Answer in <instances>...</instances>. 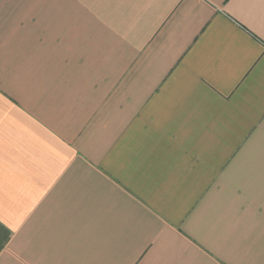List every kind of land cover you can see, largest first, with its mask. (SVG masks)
Masks as SVG:
<instances>
[{
	"label": "crops",
	"instance_id": "obj_1",
	"mask_svg": "<svg viewBox=\"0 0 264 264\" xmlns=\"http://www.w3.org/2000/svg\"><path fill=\"white\" fill-rule=\"evenodd\" d=\"M0 264H264V0H0Z\"/></svg>",
	"mask_w": 264,
	"mask_h": 264
},
{
	"label": "trees",
	"instance_id": "obj_2",
	"mask_svg": "<svg viewBox=\"0 0 264 264\" xmlns=\"http://www.w3.org/2000/svg\"><path fill=\"white\" fill-rule=\"evenodd\" d=\"M5 243V239L3 237H0V249L3 247Z\"/></svg>",
	"mask_w": 264,
	"mask_h": 264
},
{
	"label": "rangeland",
	"instance_id": "obj_3",
	"mask_svg": "<svg viewBox=\"0 0 264 264\" xmlns=\"http://www.w3.org/2000/svg\"><path fill=\"white\" fill-rule=\"evenodd\" d=\"M3 248V247H2ZM1 250V249H0Z\"/></svg>",
	"mask_w": 264,
	"mask_h": 264
}]
</instances>
